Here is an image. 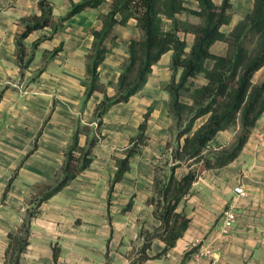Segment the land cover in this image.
Instances as JSON below:
<instances>
[{
    "label": "crops",
    "instance_id": "obj_1",
    "mask_svg": "<svg viewBox=\"0 0 264 264\" xmlns=\"http://www.w3.org/2000/svg\"><path fill=\"white\" fill-rule=\"evenodd\" d=\"M77 1L51 0L54 17L67 13ZM189 1L194 3L189 7L198 8V0ZM253 1L231 0L233 17L221 29L229 32L242 13L251 10ZM110 7L107 0L74 14L56 30L49 25L31 32L25 44L33 59L22 74L16 56L17 29L23 17L41 10L38 0H0V264H5L9 231L21 226L35 198L59 176L77 125L90 126L79 134L81 146L96 132L95 108L104 93L95 91L85 100L87 66L94 43L92 29L102 26L101 14ZM190 14H177L183 25L177 33L187 41V51L195 39L191 27L201 22L199 16L193 19ZM113 33L116 43L98 67L109 95L115 93L128 60L130 40L143 34L135 17L126 24L116 23ZM41 36L47 37L33 47ZM106 42L111 45V39ZM58 46V52L51 54ZM211 50L225 54L228 42L216 40ZM172 54L173 49L162 54L145 85L128 101L114 103L107 110L90 165L41 202L30 219L23 264H56L55 249L59 264L138 263L144 243L141 230L154 232L161 224L148 201L155 193V166L163 164L164 171L170 172L167 161L172 160L176 138L167 89ZM213 63L212 58L206 60L208 67ZM203 81L202 77L196 80L198 84ZM184 99L191 102L188 96ZM151 106L146 141L131 156L130 168L111 187L117 158L125 155ZM237 132L238 127L221 130L213 144L229 146ZM189 169L183 163L175 174L181 178ZM229 205L235 207L237 217L225 234L221 227ZM176 210L190 218L187 229L166 252L165 240L154 236L147 248L149 257L139 264H264V111L240 154L224 166L205 169ZM205 248L209 254L202 252Z\"/></svg>",
    "mask_w": 264,
    "mask_h": 264
},
{
    "label": "trees",
    "instance_id": "obj_2",
    "mask_svg": "<svg viewBox=\"0 0 264 264\" xmlns=\"http://www.w3.org/2000/svg\"><path fill=\"white\" fill-rule=\"evenodd\" d=\"M105 1L107 0H79L73 2L67 13L54 17L51 0H38L41 12L23 17L15 38L17 62L22 74L33 59L25 44V38L31 32L49 25L56 30L74 14L89 7H97ZM186 2L110 0V9L101 14L102 26L92 29L94 43L87 66L89 81L86 82L85 100L95 91L104 93L95 108L96 132L89 137L86 146H81L79 134L90 129V126L77 125L55 183L49 184L35 198L33 207L29 209L18 230L9 231L5 264H23L21 256L29 242L30 219L36 214L41 202L50 198L90 165L93 146L102 136L98 130L107 110L114 103L128 101L141 89L152 71L153 64L170 49H173L170 65L172 74L167 89L171 95L169 111L177 125L176 138L170 151L172 160L169 161L168 158L167 161L171 162L168 164L170 172L160 174V170L164 169L163 164L155 166V193L148 201L153 204V211L161 224L154 232L141 230L144 243L137 264L149 257L147 248L154 236L165 240L166 252L187 229L190 218L176 208L179 200L189 191L192 182L205 169L224 166L240 154L257 119L264 111V75L254 79L257 71L264 67V0H254L251 10L245 12L229 32H224L221 26L229 23L233 17L230 11L231 0H222L220 4L215 0H198L196 9L189 7ZM183 11L201 18L199 24L191 27L195 39L189 51L186 50L187 41L177 33L183 26L179 24L177 14ZM131 17L137 19V25L143 34L140 38L130 40L128 60L123 65L115 93L109 95L106 86L100 81L98 67L116 43L114 25L126 24ZM45 37L47 36L37 38L33 47ZM107 39H111V45L107 44ZM219 39L228 42L225 54L211 50V45ZM59 49L60 46L54 48L51 54L57 53ZM208 58L214 59L212 67L206 65ZM179 68L182 71L177 79ZM37 75L38 73L32 78ZM200 77L204 81L198 84L196 80ZM184 96H188L191 102H187ZM152 107L140 123L139 132L131 137L132 144L125 149V155L117 158L118 168L111 179V187L130 168L131 156L145 143V130ZM236 127L238 132L229 146L213 144L221 130ZM183 163L189 165L190 169L183 177L178 178L175 170ZM130 205L131 202L127 207ZM54 259L59 264L56 249Z\"/></svg>",
    "mask_w": 264,
    "mask_h": 264
},
{
    "label": "built area",
    "instance_id": "obj_3",
    "mask_svg": "<svg viewBox=\"0 0 264 264\" xmlns=\"http://www.w3.org/2000/svg\"><path fill=\"white\" fill-rule=\"evenodd\" d=\"M247 192L245 190H241V194L245 195ZM237 217V213L235 210V207L233 205H229L225 211H224V218H223V223L221 227V231L225 234H228L230 232V229L232 228L235 220ZM205 254L210 253V249L205 248L202 251Z\"/></svg>",
    "mask_w": 264,
    "mask_h": 264
},
{
    "label": "rangeland",
    "instance_id": "obj_4",
    "mask_svg": "<svg viewBox=\"0 0 264 264\" xmlns=\"http://www.w3.org/2000/svg\"><path fill=\"white\" fill-rule=\"evenodd\" d=\"M186 4H187V5H188V4L193 5L194 3L188 0V2H186ZM188 6H189V5H188ZM242 14L244 15L245 13H242ZM197 16H198V15H195L194 13H191V14H190V17L193 18V19H198ZM263 75H264V67L261 68L259 71H257V73L255 74L254 79L257 80L259 77H261V76H263ZM197 82L199 83L200 81H197ZM161 173H162V174L165 173L164 169H163V170H160V174H161ZM32 207H33V205H31V207L28 208L26 214H28L29 209H31ZM15 230H18V229H15Z\"/></svg>",
    "mask_w": 264,
    "mask_h": 264
}]
</instances>
